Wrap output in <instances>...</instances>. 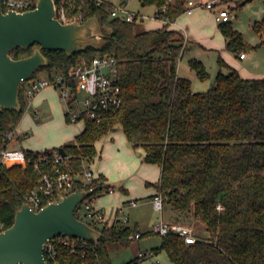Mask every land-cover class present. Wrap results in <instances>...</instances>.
<instances>
[{
    "label": "trees",
    "instance_id": "1",
    "mask_svg": "<svg viewBox=\"0 0 264 264\" xmlns=\"http://www.w3.org/2000/svg\"><path fill=\"white\" fill-rule=\"evenodd\" d=\"M140 1L144 6L155 5L156 17L166 23L137 30V18L129 21L113 16L115 5L109 0H67L70 15H82L83 22L98 16L102 25L111 28L105 31L106 44L72 55L62 49H44L49 64L31 78L41 77L39 73L44 71L48 76L62 73L72 81L80 56L118 59L122 106L100 122L88 121L80 134L62 145L68 169L76 176L71 191L94 188L83 202L92 204L99 194L116 188L103 174L85 180V172L98 155L96 141L119 126L134 147L145 149V162L161 166L160 179L149 183L172 208L174 221H200L209 232L190 244L176 233L164 235L153 252L166 250L174 264H264V78H245L220 58L215 83L205 91H194L192 80L178 73L179 59L187 48L185 35L169 28V22L187 11V0ZM0 3L4 6L3 0ZM220 27L228 48L246 54L251 46L233 22H221ZM254 28L264 46V18ZM35 45L15 48L12 56H29ZM190 65L201 79L209 77L202 61L191 59ZM29 81L21 85L20 110L0 107V149L9 142L6 134L19 125L28 107L25 92ZM27 151L32 158L39 154ZM39 177L32 164L7 166L0 162V224L5 229L13 225ZM82 204L76 216L97 226L102 236L84 255L61 246L59 264H113L111 251L128 245L138 231L119 219L113 223L89 220L80 212ZM142 258L138 255L126 264H140Z\"/></svg>",
    "mask_w": 264,
    "mask_h": 264
},
{
    "label": "built area",
    "instance_id": "2",
    "mask_svg": "<svg viewBox=\"0 0 264 264\" xmlns=\"http://www.w3.org/2000/svg\"><path fill=\"white\" fill-rule=\"evenodd\" d=\"M67 0L56 2L55 16L64 23L79 21L83 22L82 15H70L67 7ZM104 0H97L102 3ZM5 9L26 11L36 7L37 0H3ZM221 4L220 1L202 3L194 0L188 2L187 11L192 12L196 7L204 6L214 9ZM3 6V5H2ZM3 6V8H4ZM113 16H119L126 20L138 18V13L127 9L125 6H114ZM218 22L230 21L234 17L228 7H221L215 12ZM242 57L245 53L241 54ZM56 87L60 90L61 99L67 116L70 121H102L105 116L117 111L123 104V93L119 82V62L115 56L96 55L92 59L85 56L79 57V62L73 70V79L67 78L62 73H55L53 76H41L37 79H30L26 84V99L28 103L35 95L46 87ZM6 136L9 142L0 149V162L7 166L15 164H32L34 169L40 173L36 186L31 190L25 202L38 211L47 203L58 201L73 189L76 176L68 169L67 156H63L59 151H39L36 158H32L24 148L16 147L18 140V128L9 131ZM95 175L93 171L87 169L85 180L90 181ZM165 199L158 193L153 198L154 208L163 213ZM132 205H136L133 202ZM86 211L83 216L89 220H105V214L101 208H96L93 204H85ZM218 208L223 206L219 203ZM128 220V217H125ZM5 230L0 224V231ZM153 231L161 236L176 233L185 238L187 243H195L199 236L192 224L180 221L167 222L162 217L153 227ZM141 232L131 235L132 239L140 238ZM94 242L81 237H71L58 235L49 238L44 244V256L49 264H59L57 257L61 246H68L73 253L83 255L94 247ZM153 255V251H141L140 257Z\"/></svg>",
    "mask_w": 264,
    "mask_h": 264
},
{
    "label": "water",
    "instance_id": "3",
    "mask_svg": "<svg viewBox=\"0 0 264 264\" xmlns=\"http://www.w3.org/2000/svg\"><path fill=\"white\" fill-rule=\"evenodd\" d=\"M56 0H37L26 11H4L0 3V107L20 110L23 82L30 80L42 66L49 64L44 49H62L72 55L89 46L101 49L106 44L105 31L98 16L84 22H62L56 16ZM33 53L14 58L15 48L34 45ZM58 151L67 156L63 146ZM94 188H77L58 201L47 203L38 211L27 202L17 211L13 225L0 231V264H49L44 244L58 235L81 237L97 243L102 231L76 216L77 208Z\"/></svg>",
    "mask_w": 264,
    "mask_h": 264
},
{
    "label": "rangeland",
    "instance_id": "4",
    "mask_svg": "<svg viewBox=\"0 0 264 264\" xmlns=\"http://www.w3.org/2000/svg\"><path fill=\"white\" fill-rule=\"evenodd\" d=\"M114 2V4L119 5L121 0H111ZM198 2H206L207 0H194ZM212 1H220V0H212ZM245 0H230L229 2H226L225 7H229L232 11V14L234 17L232 18V22L237 30H239L246 42L251 46L250 48L246 49L245 52L248 55V57L245 60H241L238 57L239 52H234L230 50L227 46L225 35L223 34L221 27L218 21H215V24L218 27L217 32L216 30L208 31V29H205V27H202L201 25L194 27V32L197 33V35H201V33L207 32L211 34L210 36H213L215 33V41L217 44H219L216 50H207L202 44H194L193 47L189 48L185 54L183 55L181 61H180V67L181 72L185 76H189L192 78L193 76L190 74V59L193 56L200 57L201 59H198L202 61L209 71L210 75L209 77L205 79H201L198 76L193 77V88L197 89L198 91H205L209 89L216 81V76L221 68L220 58H223L225 61L229 62L227 58H230L233 62L236 61L238 64L241 65L244 69H242V76L245 78H251L254 74H260L264 75V46L260 44V37L257 31L254 28L255 23L258 20H262L264 18V0H249L245 3H243ZM127 2V8L135 11L138 14L137 23L138 25H141L142 19H143V25L145 27L150 26H156L158 25V21L160 18L157 19L156 12L157 7L155 5H147L143 6L141 5V2L139 0H126ZM243 3V4H242ZM219 4L216 6L212 11L208 8L204 7H198L195 9V15H198L201 20L204 21V23H208V17L210 16L209 13H215L218 12L221 7H223ZM231 6V7H230ZM186 12L181 14L183 17H187ZM185 19V18H184ZM108 26V25H107ZM137 30L140 29V26H137ZM196 35V36H197ZM230 63V62H229ZM222 69L224 72H229V69L226 65H222ZM40 76H45L46 73L44 71H40ZM60 90H56V96L60 97ZM55 97L51 103V105L45 103L44 105H41L40 109L42 111V114L44 116L46 115H53L48 120H42L44 117H42L43 126L39 129H34L32 131L31 129V139L27 141V143L31 146V148H34L35 146L39 148H54L58 147L61 144V140L63 137L71 138L73 137V134L81 129L83 124H85L84 121H71L67 122V117H65V110L63 107V104L61 105V109H59V99ZM62 100V99H61ZM63 102V101H62ZM56 105V108H55ZM34 113L33 109H26L24 115L27 113ZM61 114V120L58 119V115ZM23 115V116H24ZM22 123V119L20 121ZM19 123V124H20ZM122 135H121V134ZM121 135V136H120ZM118 137L120 139H125L124 132H119ZM41 139V140H40ZM119 139V156L115 158L116 161L126 162L130 164V161L127 160V157H131V153H127L125 151V146L122 145L121 141ZM72 140V139H70ZM68 140V141H70ZM106 140V135L101 139ZM40 141V143H39ZM67 141V142H68ZM125 142V140H124ZM38 145H35V144ZM127 146H130L132 148L131 151H135V154L137 152V149L133 148L134 146L129 143L125 142ZM118 147V146H117ZM36 148V147H35ZM139 151V150H138ZM135 158L138 161L141 160L145 164V155L144 157H141L139 155H134ZM133 157V156H132ZM99 159V158H98ZM115 160L107 161V166H112L115 162ZM99 163L100 161H96L95 164H92L90 167V164L86 165V169H92L94 172H99ZM130 169H133V171H129L125 173V176L118 179L114 177L111 182L117 184V187L115 190L117 192L125 193L120 185H124V188H130L129 184H132L137 191L138 194V188L140 189V193H144L145 184H143V181L145 183V175L141 170V166H131ZM155 171V170H153ZM152 176V174H150ZM131 190V188H130ZM108 202H105L107 205V216L114 217L113 215L116 213V206L114 203V197L108 198ZM139 205L137 207H127L124 206V208L118 213L119 217L124 221L126 224L134 228L136 231L138 228L142 232H147L148 230H151L152 225L161 220L163 217L165 221L168 219L174 220V213L169 209L170 206L168 204H164V211L163 213L156 210L153 206V202H151L148 198H140L139 199ZM166 205V206H165ZM110 210V211H109ZM86 211L85 204L83 203L80 212L81 214H84ZM129 217L128 220H125V217ZM183 222V221H182ZM184 223V222H183ZM187 223V222H186ZM187 224H192L197 232V235L199 237H206L209 232L204 226V224L200 221H192ZM162 243V236L159 233L149 231L148 234H145L144 236L140 238H135L131 240V242L126 246H121L118 248H115L111 251V259L113 264H126V262L130 261L131 259L135 258L139 255L141 251H151V248L160 246ZM140 264H174L171 259L169 258V255L166 250H161L159 253L153 252V255L143 257L140 261Z\"/></svg>",
    "mask_w": 264,
    "mask_h": 264
},
{
    "label": "crops",
    "instance_id": "5",
    "mask_svg": "<svg viewBox=\"0 0 264 264\" xmlns=\"http://www.w3.org/2000/svg\"><path fill=\"white\" fill-rule=\"evenodd\" d=\"M109 1H111V0H109ZM189 1L190 0H187V3ZM211 1L212 0H207L206 2H203V3H207V2H211ZM229 1L230 0H220V2H221L220 5L222 6V4H224L223 7H225L226 2H229ZM113 4H114V2H113ZM114 5L115 6H125L127 8L126 0H121L119 5H117V4H114ZM141 5H143L142 2H141ZM202 7H204V6H202ZM197 8L198 7L194 8L192 10V12L186 11L185 14H186L187 17H183V15L182 16L180 15L176 20L169 22V28L179 30L185 35V44H186L187 48L183 52V54H182V56H181V58L179 59V62H178V73L180 75H182V76H185V75H183L182 72H181L180 61H181L183 55L185 54V52L189 48L193 47L194 44L198 45L200 43L207 50H216L217 47H219L218 46L219 44H217V42L215 41V36H214L215 33L218 30L217 29L218 27H216L217 25L215 24V21H217L215 13L214 12L213 13H209L210 16L208 17V23H204V21L201 20L198 15L194 14L195 13L194 12L195 9H197ZM204 8H206V7H204ZM209 10L212 11V9H209ZM158 23L159 24L156 25V26L145 27L143 25V19H142L141 25H138V26H140V29H142V30L155 29V28L162 27L166 23V20L159 19ZM199 25H201L202 27H205V29H208V31H211V33H212L213 30H216V32L214 33L213 36H210L211 34H209L207 32L201 33V35H197V33L194 32L193 29H194V27L199 26ZM218 25H220V22H219ZM242 53H239L238 57L241 60H245L248 57V55L245 54V56L242 57L241 56ZM191 59H201V58L197 57V56H193ZM227 60H229L230 63L227 62V61L226 62L230 66L236 68L240 72V74L243 75L242 74V71H243L242 69H244V68L241 67V65L238 64V62H236V61L233 62L230 58H227ZM189 70H190V74L193 77L197 76L196 72L192 69L191 65H190V69ZM185 77L190 78L189 76H185ZM193 77L190 78L192 80V88H193ZM251 78H264V75L254 74V75H252ZM57 89L58 88L51 87V86L50 87H46V88L42 89L40 92H38L35 95V97L33 98V100L28 103L27 109H33L34 113L32 112V113H27L26 115H24L22 117V123H20L17 126V128H18V140H17V142L15 144L16 147L24 148V149L30 150V151H44V150H47V149H51V148H48V147L47 148H39L37 146H35L36 148L35 147L31 148V146L27 143V141L30 140L31 137H32L31 136V129H32V131H34V129H39L40 127L43 126L42 120L46 121V120H48L49 118H51L53 116L52 114L44 116L42 114V111H41L40 107H41V105H44L45 103H47L48 105L49 104L51 105L53 99L55 97H57L56 96V90ZM193 90L194 91H198L195 88H193ZM57 98L59 99V109H61V105L63 104V107H64V103L62 102L60 97H57ZM55 108H56V105H55ZM64 110H65V107H64ZM42 117H44V118L42 119ZM65 117H67L66 110H65ZM58 119L61 120V123H62L61 114L58 115ZM66 120H67V122H71L68 117H67ZM85 127H86V123L83 124L82 128L81 129L79 128V130L77 132H75V134H73V137H71V138L63 137V139L61 140L62 142H61L60 146L65 144L68 140L74 139L78 134H80L85 129ZM121 131L124 132V130L121 127H119V126L115 127L112 131H110L108 134H106V140L103 141V140H101L102 139L101 138V139L96 141V147L98 149V155L95 157V159L92 162H89V164H90V167H91V165L95 164L96 161H100L99 170H98L99 172H94L93 168L92 169L90 168V170L93 171L95 177H98L100 174L105 175L106 178H107L106 181L108 183L114 184L117 187V184L111 182V180L114 177L120 179V178L125 176V173H127L128 170L129 171H131V170L133 171V169H130V167H129L130 164H132L131 166L140 165L141 166V170L144 173L145 178H146L145 179V183L143 181V184H145V188H144V193H140L139 192L140 189L138 188V194H137L136 188L132 184H129L131 190H130V188L128 189L126 187L125 188L126 190H123L125 193L117 192L114 189V190H111V191H104L101 194H99L95 198V200L93 201L92 204L96 208H101L103 210V212L105 214V220H108L110 223H113L117 219L122 221V219L119 217L118 213L124 208V206L137 207L139 205V202H140L139 199L140 198H148L151 202H153V198L158 194V191H157V188L152 186L149 182H157L160 179V177H161V166L160 165L153 164V163H148V162H145V164H144L143 162H141L142 158L137 163V159L135 158L134 155H139L141 157H144V155H146V151H145V149L142 146L133 147V148H135V150L137 149L136 154H135V151H131L132 148L130 146H127L126 143H125L126 141L129 142L125 132H124L125 139L124 138L120 139L118 137V134ZM119 139H120L122 145L125 146L124 147L125 151L127 153L130 152L131 155L133 156V157L131 156V157H127L126 158L127 160L130 161V164H128L126 162L122 163L120 160L119 161L115 160V158L118 157L119 153H120L119 152V150H120V148H119V146H120ZM124 140H125V142H124ZM39 143H40V141H39ZM35 145H38V144L36 143ZM60 146H58V147H60ZM110 160H115V162H114V164L112 166H107L106 163H107V161H110ZM153 170H155V171H153ZM150 174H152V176H150ZM122 175H124V176H122ZM120 186H121V188L122 187L124 188V185H120ZM111 197H114V203H115V206H116L115 207L116 208V213L113 215L114 216L113 218L107 216V214H108L107 213L108 212L107 211L108 203L107 204L105 203V202H108L107 199L111 198ZM133 202H136V205H132ZM165 204H167V203H165ZM170 210L173 212L171 207H170L169 211ZM128 219H129V217H128ZM157 222H155L152 225L151 230H148V231H153V227H154V225ZM167 222H176V221L168 219ZM137 231L141 232V233H144V232H142L140 230V228H138ZM151 250H152V248H151Z\"/></svg>",
    "mask_w": 264,
    "mask_h": 264
}]
</instances>
